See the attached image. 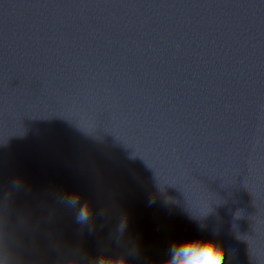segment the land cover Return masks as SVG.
I'll list each match as a JSON object with an SVG mask.
<instances>
[{
	"label": "clouds",
	"instance_id": "9594fccd",
	"mask_svg": "<svg viewBox=\"0 0 264 264\" xmlns=\"http://www.w3.org/2000/svg\"><path fill=\"white\" fill-rule=\"evenodd\" d=\"M16 183L22 184L23 178H18ZM60 201L66 207L75 210V222L88 225L94 217V208L91 203L84 200L79 192L70 191L60 194ZM202 233L204 226L200 225ZM126 229V220L119 225L121 233ZM207 235L186 237L173 240L168 246L166 258L161 264H229L231 249L226 248L219 239L220 233L216 229L207 232ZM139 254L133 255L124 251L121 255L109 254L106 250L90 260L87 264H135ZM0 264H12L10 254L0 252ZM69 264H83L80 259L72 258Z\"/></svg>",
	"mask_w": 264,
	"mask_h": 264
}]
</instances>
